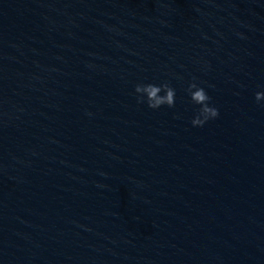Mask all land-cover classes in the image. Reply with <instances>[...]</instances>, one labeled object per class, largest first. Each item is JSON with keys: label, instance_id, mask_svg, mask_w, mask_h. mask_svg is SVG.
<instances>
[{"label": "water", "instance_id": "obj_1", "mask_svg": "<svg viewBox=\"0 0 264 264\" xmlns=\"http://www.w3.org/2000/svg\"><path fill=\"white\" fill-rule=\"evenodd\" d=\"M257 91L264 0H0V264H264Z\"/></svg>", "mask_w": 264, "mask_h": 264}, {"label": "clouds", "instance_id": "obj_2", "mask_svg": "<svg viewBox=\"0 0 264 264\" xmlns=\"http://www.w3.org/2000/svg\"><path fill=\"white\" fill-rule=\"evenodd\" d=\"M239 35L243 36L242 33ZM134 91L137 94L138 104L146 103L151 109H158L163 105H167L169 108L175 107L176 89L169 81H163L160 84L137 83ZM186 91L191 101L200 106L191 120L193 126L202 127L209 120L219 116V109L210 103L211 97L205 88L196 82L195 77L188 83ZM255 100L257 103L264 101V91H257ZM88 114L91 115V113Z\"/></svg>", "mask_w": 264, "mask_h": 264}]
</instances>
